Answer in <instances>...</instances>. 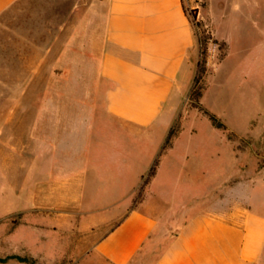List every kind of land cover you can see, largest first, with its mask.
<instances>
[{"label": "crops", "instance_id": "1", "mask_svg": "<svg viewBox=\"0 0 264 264\" xmlns=\"http://www.w3.org/2000/svg\"><path fill=\"white\" fill-rule=\"evenodd\" d=\"M198 6V18L226 45L209 76L205 104L227 59L233 64L224 82L251 76L246 60L264 53V0H0V23L5 13L13 16L6 52L0 48L8 56L6 68L0 63L9 73L6 82H31L27 56L34 46L41 70L55 72L54 82H64L65 71L103 82L104 114L123 138L136 134L142 141L110 144L91 137L107 128L73 126L56 127L54 142L41 143V151H55L52 161L62 170L54 173V187H41L39 219L81 232L83 244L107 264H145L157 248L149 264H264V177L242 181L237 194L225 198V176L233 171L224 170L222 154L227 148L231 164L237 155L231 143L224 145L223 132L212 127L209 138L182 129L165 144L173 109L194 77L198 36L186 8ZM32 15L39 16L38 42L26 20ZM237 38L257 41L249 52ZM17 70L22 79L12 76ZM153 164L154 175L135 202ZM113 220L105 233L97 232Z\"/></svg>", "mask_w": 264, "mask_h": 264}, {"label": "rangeland", "instance_id": "2", "mask_svg": "<svg viewBox=\"0 0 264 264\" xmlns=\"http://www.w3.org/2000/svg\"><path fill=\"white\" fill-rule=\"evenodd\" d=\"M31 7L28 8L31 11L39 9ZM188 8L200 32L194 51L195 72L190 87L173 109L165 144L171 143L182 129H198L209 138L212 137L209 132L212 127L223 132V144L231 143L233 153L237 155V161L231 164L227 148L222 154L224 170L233 171L228 177L225 176L222 191L225 198H231L232 194H237L235 186L242 181L264 177V53L262 49L258 50L254 62L246 60L248 66L254 69L251 76L239 78L238 82H224L225 74L233 64L232 59H227L212 79L203 104L201 99L209 76L225 55L226 45L215 38L209 23L198 18L199 6ZM20 16L22 21L24 12ZM12 18L9 19V14L5 13L3 23H0V48L4 47L5 52L7 26ZM26 20L33 34V42H38L39 16L32 15ZM204 36L206 41L211 38L217 45L216 55L210 64H206L202 55L205 50L199 39ZM255 41L256 38L236 39V43L245 46L249 52ZM236 43L234 41V45ZM20 57L23 59L24 56ZM41 57L33 46L32 54L27 56L33 67L31 82H6L8 71H0V264H107L83 244L81 232L72 235L67 227L56 224L47 227L39 219L42 213L41 187H54V173L62 170L52 161L56 159L55 151H41V143L54 142L56 127L73 126L81 129L107 128L109 130L103 135L91 137L93 140L103 137L110 144L118 140L140 146L142 141L136 134L123 138V134L115 129L116 124L104 114L103 82H88L86 77L72 71L61 74L64 82H54L55 72L41 70ZM7 59L6 53L0 54V63L3 62L5 68ZM11 74L18 80L23 78L24 72L17 70ZM3 78L5 81L1 80ZM212 108L217 109V114ZM211 113L222 123L221 127L213 123ZM159 130H163V127ZM59 136L60 139L68 137ZM155 167L153 164L145 173L135 193V202L142 197ZM86 190L83 193L87 194ZM80 201L82 203L83 199ZM228 203L233 206L230 199ZM115 223L116 220L104 223L100 229L97 228V232L105 233ZM158 251L159 248L150 253L145 264H149ZM18 256L27 257L28 261ZM132 264L143 263L136 259Z\"/></svg>", "mask_w": 264, "mask_h": 264}, {"label": "built area", "instance_id": "3", "mask_svg": "<svg viewBox=\"0 0 264 264\" xmlns=\"http://www.w3.org/2000/svg\"><path fill=\"white\" fill-rule=\"evenodd\" d=\"M194 27H195V30L197 32V36L199 37L200 36V32L198 31V28L196 26V24H194ZM200 38V37H199ZM201 41V45L203 46V41L202 39H199ZM205 53H203V57H204V60L206 62V64H210L211 63V60L215 57L216 55V50H217V45L216 43H213L212 42V39L209 38L206 43H205Z\"/></svg>", "mask_w": 264, "mask_h": 264}, {"label": "trees", "instance_id": "4", "mask_svg": "<svg viewBox=\"0 0 264 264\" xmlns=\"http://www.w3.org/2000/svg\"><path fill=\"white\" fill-rule=\"evenodd\" d=\"M186 10H187V13H188V15L190 16V18H191V20H192V22L194 21L193 19H194V15H192L191 14V11H190V9L187 7L186 8ZM202 41H203V50L205 49V43H206V36H204V38H202ZM210 118H211V120L213 121V123L215 124V125H217V126H219V127H221L222 126V123L217 119V117L214 115V114H210ZM21 260H23V261H28V258L27 257H23V256H18Z\"/></svg>", "mask_w": 264, "mask_h": 264}]
</instances>
